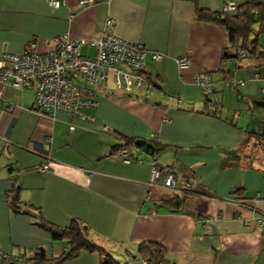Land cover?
I'll return each mask as SVG.
<instances>
[{
	"label": "crops",
	"instance_id": "crops-1",
	"mask_svg": "<svg viewBox=\"0 0 264 264\" xmlns=\"http://www.w3.org/2000/svg\"><path fill=\"white\" fill-rule=\"evenodd\" d=\"M78 1L52 7L47 0H0V55L20 52L29 40L46 51L64 34L96 36L112 18L116 35L146 47L153 87L136 96L78 81L97 100L92 120L61 111L40 114L33 89L2 88L0 252L23 255L26 264H49L69 244L39 222L65 227L78 219L100 249L81 250L59 264H100L106 253L120 264H142V242L163 246L169 264H264V224L257 219L264 212V116L255 122L232 109L240 91L224 83L232 73L245 78V72L237 75L240 68L252 73L262 65L264 50L257 41L249 57L254 66L237 68L224 58L225 27L196 13L246 0ZM153 51L164 57L153 61ZM81 52L92 57L95 48L84 45ZM183 55L190 64L180 70L176 58ZM200 72L211 76L210 96L193 81ZM152 134L159 140L158 161L191 182L192 193L178 208L166 203L174 190L162 180L149 182L147 150H132L141 162L111 156L121 139L148 142ZM47 162L50 170L38 171ZM40 248L43 255H35Z\"/></svg>",
	"mask_w": 264,
	"mask_h": 264
},
{
	"label": "built area",
	"instance_id": "built-area-1",
	"mask_svg": "<svg viewBox=\"0 0 264 264\" xmlns=\"http://www.w3.org/2000/svg\"><path fill=\"white\" fill-rule=\"evenodd\" d=\"M52 7H58L63 0H47ZM94 0H79L81 6L93 3ZM237 5L233 1H226L223 10L234 12ZM114 24L112 18L106 20L105 28L96 36L87 38H70L64 34L56 38L51 49L42 51L36 40L25 43L20 52L3 51L0 55V100L2 88L12 86L15 88H31L34 91V109L40 114H52L57 111L73 114L85 120H92L91 110L97 105L93 90L82 87L77 82H83L86 86L102 85L106 89L120 90L127 95H140L149 93L153 83L145 70L147 49L141 42L126 40L116 35L111 27ZM264 26V21L262 22ZM91 45L95 48V55L90 57L82 54L81 48ZM252 44H239L234 50L235 56L230 62L239 67H252L250 61ZM164 53L153 51L151 58L159 61ZM176 64L180 70L189 67L190 60L187 55L176 58ZM262 78L258 72L253 73V79ZM194 83L200 86L206 96L213 93L211 76L207 72L194 75ZM246 80L235 77L234 73L225 78L224 83L232 90L245 84ZM264 93V87L261 88ZM13 106L10 104L9 106ZM73 129V126H70ZM147 152L151 159L149 182L158 184L162 180V186L181 193L191 189L188 177L157 159L160 148L156 134H152L147 142ZM142 149L134 139L123 138L120 144L112 152L111 156L123 163L132 161L141 162L134 158L132 150ZM40 172H47L50 166L47 163L40 165ZM260 224H264V212L257 218ZM208 220V219H206ZM4 264H26L23 255L10 256L0 252ZM142 264H155L141 259Z\"/></svg>",
	"mask_w": 264,
	"mask_h": 264
},
{
	"label": "trees",
	"instance_id": "trees-1",
	"mask_svg": "<svg viewBox=\"0 0 264 264\" xmlns=\"http://www.w3.org/2000/svg\"><path fill=\"white\" fill-rule=\"evenodd\" d=\"M196 13L198 19L223 25L227 30L229 45L225 50L224 58L226 60L232 58L231 54L234 53L236 46L239 44H246L249 42L252 44L250 56L255 52L258 40L256 38L251 39L252 26L254 23L262 24L264 21V0H246L237 5V9L234 12H227L224 10L210 11L199 8ZM259 54L264 56V51H261ZM147 149L149 150V148ZM191 193V189L183 190V192L177 193L176 196L166 203L174 208H178L183 203L185 197ZM17 196L18 195L15 194L11 199L13 206L16 205V201L18 200ZM39 225L47 229L54 238L64 239L69 244L68 249L57 258L52 259L49 264H59L65 259L74 257L81 250L94 251L100 249L90 240L88 228L78 219H72L69 225L65 227L56 226L42 219ZM137 252L141 259L148 260L155 264H169L165 260L164 247L155 242H142L138 244ZM104 255L100 264H120L111 255L107 253ZM38 258L37 256L33 257V259L36 260ZM27 260L26 258V263Z\"/></svg>",
	"mask_w": 264,
	"mask_h": 264
},
{
	"label": "rangeland",
	"instance_id": "rangeland-1",
	"mask_svg": "<svg viewBox=\"0 0 264 264\" xmlns=\"http://www.w3.org/2000/svg\"><path fill=\"white\" fill-rule=\"evenodd\" d=\"M253 38H256L258 40L259 46L262 47V49L264 50V26L262 24L259 23L253 24L251 39ZM248 43L242 45L245 46ZM250 70L251 69L247 70L244 68L239 69L237 75H240L243 72H245L246 76L243 79L247 81L245 85L238 88L240 93L235 91V93L233 94L231 108L237 109L239 113L241 111L246 112V114H248V117L251 116L255 117V122H256L257 120H260L261 115L264 116V106H260L254 103V101L256 100L255 99L256 96L262 97L263 99L261 100H264V93L261 92V88L264 86V63L262 65L254 67L253 69L254 71H252V73L250 72ZM254 72H258L259 74H261L262 78L258 80L253 79ZM236 96L238 97V100L235 99Z\"/></svg>",
	"mask_w": 264,
	"mask_h": 264
},
{
	"label": "water",
	"instance_id": "water-1",
	"mask_svg": "<svg viewBox=\"0 0 264 264\" xmlns=\"http://www.w3.org/2000/svg\"><path fill=\"white\" fill-rule=\"evenodd\" d=\"M234 56H235L234 53L231 54V57H234ZM254 103L257 104V105H260V106H264V100H255ZM136 143H137L140 147H142L144 150H147V141H146V140L140 138V139H137V140H136ZM35 255H37V256H42V255H43V250L40 248V249L35 253Z\"/></svg>",
	"mask_w": 264,
	"mask_h": 264
}]
</instances>
